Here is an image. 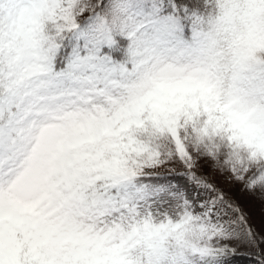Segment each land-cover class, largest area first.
Returning <instances> with one entry per match:
<instances>
[{"label":"snow or ice","instance_id":"snow-or-ice-1","mask_svg":"<svg viewBox=\"0 0 264 264\" xmlns=\"http://www.w3.org/2000/svg\"><path fill=\"white\" fill-rule=\"evenodd\" d=\"M0 264H264V0H0Z\"/></svg>","mask_w":264,"mask_h":264}]
</instances>
